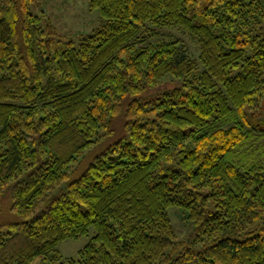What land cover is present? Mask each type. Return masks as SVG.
<instances>
[{
    "label": "trees",
    "instance_id": "trees-1",
    "mask_svg": "<svg viewBox=\"0 0 264 264\" xmlns=\"http://www.w3.org/2000/svg\"><path fill=\"white\" fill-rule=\"evenodd\" d=\"M88 6L61 41L0 0V264H264V0Z\"/></svg>",
    "mask_w": 264,
    "mask_h": 264
},
{
    "label": "rangeland",
    "instance_id": "rangeland-1",
    "mask_svg": "<svg viewBox=\"0 0 264 264\" xmlns=\"http://www.w3.org/2000/svg\"><path fill=\"white\" fill-rule=\"evenodd\" d=\"M41 5L40 11L44 13V22L51 23L55 28V38L61 41L69 39H78L80 35L91 33L100 22L97 10H91L88 6V0H37ZM33 13L36 11L32 7ZM153 30L158 34L177 37L183 41L188 48L192 57H197L198 47L194 38L178 27L156 28L149 27L145 29L143 34H149ZM168 86V85H166ZM261 110V109H260ZM264 156V151H263ZM172 224L175 227L177 237L183 238L190 231V225L184 221L182 217L184 213L182 209L172 206L168 208ZM6 229L0 228V231ZM93 230H90L88 236H80L76 239L68 238L61 241L57 249L62 257H76L78 250L87 242ZM34 264H42L40 257L36 258ZM44 264H48L45 262Z\"/></svg>",
    "mask_w": 264,
    "mask_h": 264
}]
</instances>
